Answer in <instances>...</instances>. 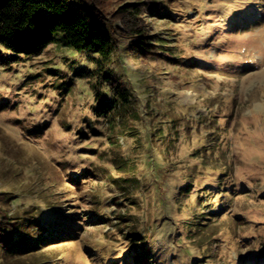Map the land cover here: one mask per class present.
Segmentation results:
<instances>
[{
	"label": "rangeland",
	"instance_id": "374dc122",
	"mask_svg": "<svg viewBox=\"0 0 264 264\" xmlns=\"http://www.w3.org/2000/svg\"><path fill=\"white\" fill-rule=\"evenodd\" d=\"M86 1L112 27L128 100L58 35L34 56L0 45V217L52 202L75 232L0 248V264H264V0H163L139 17L184 65L128 50L127 0ZM131 227L147 248L134 259Z\"/></svg>",
	"mask_w": 264,
	"mask_h": 264
},
{
	"label": "trees",
	"instance_id": "16d2710c",
	"mask_svg": "<svg viewBox=\"0 0 264 264\" xmlns=\"http://www.w3.org/2000/svg\"><path fill=\"white\" fill-rule=\"evenodd\" d=\"M162 1L127 0L117 5L116 13L121 24L118 29L131 38L129 51L133 50L143 58L162 55L174 64L184 65L189 60V54L181 50L180 54L177 53L176 42L170 44L158 33H146L139 18L144 13H159L163 7ZM170 13L167 15H171ZM111 30L107 16L98 6L86 0H0V45L4 49L38 55L58 35L70 49L95 54L93 71L109 86L116 97L115 103L119 100L127 102V91L108 68L116 46ZM95 96L98 100L95 110L107 113L112 106L105 102L103 93L97 91ZM183 192L185 191L182 190L179 195ZM43 204V208L35 207L22 215L3 214L0 217V248L3 252L25 253L42 244L50 245L66 240L75 233L70 225L64 224L67 220L66 214L62 213L59 206H54L52 202ZM48 209L50 213L45 217L44 211ZM192 219L189 225L196 229L200 222L195 217ZM128 237L142 243L134 250L133 259L141 257L147 249L142 236L131 227ZM260 260H245L242 264H256Z\"/></svg>",
	"mask_w": 264,
	"mask_h": 264
}]
</instances>
